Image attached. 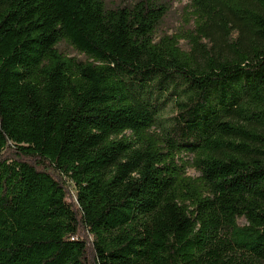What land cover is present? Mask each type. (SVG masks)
<instances>
[{
  "label": "trees",
  "instance_id": "16d2710c",
  "mask_svg": "<svg viewBox=\"0 0 264 264\" xmlns=\"http://www.w3.org/2000/svg\"><path fill=\"white\" fill-rule=\"evenodd\" d=\"M188 1L0 0V264H264V0Z\"/></svg>",
  "mask_w": 264,
  "mask_h": 264
},
{
  "label": "rangeland",
  "instance_id": "374dc122",
  "mask_svg": "<svg viewBox=\"0 0 264 264\" xmlns=\"http://www.w3.org/2000/svg\"><path fill=\"white\" fill-rule=\"evenodd\" d=\"M119 0H110V2H115ZM131 1V0H130ZM164 2L171 7V11L169 16L164 21L162 26L163 30L169 31V33H175L177 30H186L188 26H186V19L188 13V0H164ZM174 113L172 104H169L168 108L163 112V122H166L170 116ZM189 173L192 175H196L197 172L193 169H189ZM72 192L75 194L76 190L72 185ZM239 223L241 225L246 224V220L244 218L239 219Z\"/></svg>",
  "mask_w": 264,
  "mask_h": 264
}]
</instances>
